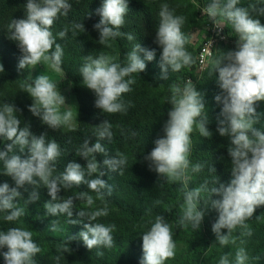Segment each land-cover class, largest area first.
Masks as SVG:
<instances>
[{
    "label": "clouds",
    "instance_id": "clouds-1",
    "mask_svg": "<svg viewBox=\"0 0 264 264\" xmlns=\"http://www.w3.org/2000/svg\"><path fill=\"white\" fill-rule=\"evenodd\" d=\"M239 3L240 0H201L202 6L198 4L202 15H207L211 22L217 21L223 25L226 43H231L230 35L228 39L225 31L227 23L236 35L235 47L212 60L210 72V75L213 71L218 74L216 83L220 92L213 97L221 106L216 133L229 140L227 155L231 162V179L227 184H218L216 179L212 187H208L205 182L189 188V173H199L204 167L201 163H191L189 159L193 130L195 128L200 137L212 136L207 127L204 96L195 86L210 62L198 72L197 77L186 81L182 87L179 84L171 86V94L167 98L170 109L162 125V135L153 141L154 147L144 157L149 162V170L154 171L159 180L181 182L182 215L177 223L182 228L190 227L193 232L198 230L205 215V206L216 211L217 218L211 225V232L215 236V243L221 247L235 244L233 233L237 229L241 230L239 237L251 236L252 231L246 221L252 218L257 207L264 205V132L255 127L261 115L256 111V102L264 101V25L253 18L246 8L239 7ZM128 4L129 0H101L100 7L95 10L99 20L93 25L100 45L111 47L110 41L122 35L128 41L135 39L132 34L120 31L125 24ZM70 10L69 0H25L24 18L11 19L5 34L20 52L16 65L18 72L28 67L34 68L42 62L56 72L63 70L64 51L61 44L57 43V37L63 39L69 31L73 35L85 31L83 23L77 22L71 29L65 28L53 34L51 28L56 19L67 16ZM258 15H264V9H260ZM158 16L159 24L153 42L160 48L159 79L168 80L170 73L179 72L193 61L186 50L187 40L181 31L185 18L175 15L167 3L161 4ZM155 54V49H146L135 43L123 64L107 53L84 56L79 68L80 84L92 91L94 105L101 113H125L130 102L126 104L122 94L131 92L133 74L143 72L146 62L152 61ZM4 71V65L0 63V74ZM23 87L32 100L27 110L43 125L56 129L68 125L73 119L77 121L76 106L75 113L60 111L66 104L65 97L48 76L40 74L32 77ZM19 111L12 103L0 104V139L7 141L0 149V164L3 165L0 175H6L13 181L11 187L8 182L0 183V219L18 221L25 215V208L17 204L18 198L22 196L19 189L27 191L26 185L33 186L25 201L28 205L40 199L36 187L43 185L50 198L44 202L46 216L64 215L69 224H80L81 218L88 221L83 223L75 236L65 238L66 243L59 246L61 254L70 253V241L79 239L88 250L95 248L96 255L102 256L103 252L99 249L112 248L114 245L112 233L115 225L94 222L109 212L106 197L111 195V186L101 177L106 174L104 169L116 172L127 163L124 154L119 152L97 161V154L107 156L100 141H111V124L103 120L96 125L95 142L90 146L86 139L76 150V155L85 161L84 166L69 162L62 172L56 174L55 162L61 156L58 143L55 140L46 142L44 132L39 136L33 134L28 122L21 126V119L17 115ZM211 170L215 172L212 167ZM93 174L95 178L89 179ZM81 184L86 185L95 197L86 191L66 199L58 195L61 190ZM213 196L218 198L212 199ZM76 200L83 201L85 207L76 210V219H70ZM96 200L101 201L103 207L87 210L92 209ZM47 230L56 233L61 229L52 220ZM139 237L142 256L138 264H165L166 260L174 257V232L164 216L156 215ZM40 251L32 230L26 227L0 230L2 264H36L35 257ZM248 260L245 248L238 247L233 258L230 259L228 254L221 255L218 264H248Z\"/></svg>",
    "mask_w": 264,
    "mask_h": 264
},
{
    "label": "trees",
    "instance_id": "trees-1",
    "mask_svg": "<svg viewBox=\"0 0 264 264\" xmlns=\"http://www.w3.org/2000/svg\"><path fill=\"white\" fill-rule=\"evenodd\" d=\"M101 0H69L71 10L67 16H60L52 25V32L55 35L59 31L81 22L85 31L73 35L71 31L63 39L57 37L63 51L62 68L66 74V80L58 83V89L70 84L72 92L78 102V114L75 127L66 129L61 125L52 129L43 125L42 122L31 115L27 106L32 103L31 98L23 87L30 80L21 76L16 65L20 52L15 43L6 38L7 25L11 19L24 18L25 0H0V63L4 65V73L0 74V104H13L19 113L21 126L25 122L30 124V131L39 136L44 132L46 142L55 140L60 149L61 156L57 158L56 174L64 170L69 162L85 165V161L76 155V150L84 140H89V145L95 142L96 125L103 120L111 124L112 139L101 140L100 143L106 149V154H97V161L114 156L117 152L124 154L127 163L122 170L116 172L104 169L105 175L101 177L111 186V195L106 197L108 215L99 217L96 221L106 225H115L112 233L114 245L112 248L99 249L102 256H97V249L88 250L79 239L70 241V253L61 254L59 246L66 243L67 236H75L88 221L81 218L80 224H69L68 218L64 215L57 217L46 216L44 202L50 198L47 190L40 185L36 187L40 199L26 204L28 192L33 186L26 185L27 191L19 189L22 196L18 198L17 204L25 208V215L15 222H6L0 219V230L6 231L11 227H26L33 232L34 241L40 246L41 251L35 257L36 264H138L142 256L141 240L139 234L146 231L149 222L156 215L164 216L172 226L174 241L176 244L175 255L165 261V264H218L221 255L228 254L230 259L234 257L238 247H244L249 260L248 264H264V205L257 207L251 219L246 224L252 231L249 237H239L240 229L233 233L236 238L235 244L221 247L215 243V236L211 232V225L217 218L214 209L205 206V215L198 230L192 231L190 227L182 228L178 223L182 215L180 204L183 202V191L181 182H169L166 179H158L154 171L149 170V162L144 159L148 152L154 147L153 141L162 135V125L167 119V111L170 105L167 98L170 96L171 86L179 84L181 87L190 78L197 77L198 53L201 49L200 42L203 36L211 37L213 22L201 14V0H129L128 13L125 17V24L121 27L122 33H130L135 39L128 41L126 36L110 41L111 47L100 45L98 33L93 25L98 22L99 16L95 10L100 7ZM162 3H167L175 15L185 18L181 31L186 37V50L192 57V63L182 68L179 72L170 73L168 80H161L159 57L160 48L153 42L155 29L159 24L158 12ZM198 4L200 6H198ZM239 7L246 8L253 18H257L264 25V15H258L260 9H264V0H240ZM203 24L207 26L203 28ZM205 29V30H204ZM231 43L220 42L215 46V55L203 77L196 82L197 89L203 94L208 124L212 132L210 138L201 137L192 143L191 163L204 165L201 172L189 173V188L198 187L207 182L208 187L213 186V181L227 184L231 179V162L227 155V148L230 147L227 137H220L216 133L217 121L220 119V105L213 97L220 92L217 86V73L212 72V60L218 58L222 52L235 47L236 35L231 25L227 23L225 29ZM199 34V44L192 43V35ZM139 43L146 49H155V57L152 61L146 62L143 72L133 74L134 83L130 85L131 92L122 94V100L127 104L130 102L125 113H101L95 107V97L91 90L80 84L79 68L83 64L82 57L87 55L96 56L100 53H107L116 57L117 62L126 63V55L133 44ZM142 56V53H141ZM256 111L260 113V120L255 125L257 129L264 132V101L256 102ZM7 141L0 139V149H3ZM135 162V163H134ZM215 169V172L211 170ZM3 165L0 164V172ZM95 178V174L89 179ZM8 182L13 186V181L6 175H0V183ZM80 191L89 192L95 197L86 185L61 190L58 195L61 199L75 196ZM218 197L213 196L212 199ZM73 217L76 219V210L85 207L81 200L74 201ZM103 207L101 201L96 200L92 209ZM52 220H55L62 234L50 233L47 228ZM225 230H222V232ZM59 257V260H57ZM2 264V258H0Z\"/></svg>",
    "mask_w": 264,
    "mask_h": 264
},
{
    "label": "rangeland",
    "instance_id": "rangeland-1",
    "mask_svg": "<svg viewBox=\"0 0 264 264\" xmlns=\"http://www.w3.org/2000/svg\"><path fill=\"white\" fill-rule=\"evenodd\" d=\"M207 25L203 24V28L206 27ZM205 30V29H204ZM200 39H199V34L194 33L192 35V43L194 44H199ZM232 42V41H231ZM14 43V42H13ZM46 75L49 77L50 80H52L54 83L58 84L61 82H64L66 80V74L62 70L61 72H56L53 70L47 63H40L37 64L36 66L33 67H28L24 71H22L21 76L25 77L26 79L30 80L35 78L37 75ZM61 94L65 97V102L66 104L63 105L60 109L61 112L65 111H72L75 113V106L77 108V113H78V102L76 100L75 95L72 92V87L70 84L66 85L65 87L59 89ZM206 115H209V111H206ZM76 120L73 119L68 125H65L66 129H70L75 127ZM201 137L199 136L198 132L195 131V128L193 130L191 139L192 143L198 141ZM64 231L61 229L59 232H56V234H62Z\"/></svg>",
    "mask_w": 264,
    "mask_h": 264
},
{
    "label": "built area",
    "instance_id": "built-area-1",
    "mask_svg": "<svg viewBox=\"0 0 264 264\" xmlns=\"http://www.w3.org/2000/svg\"><path fill=\"white\" fill-rule=\"evenodd\" d=\"M213 24L214 26L211 29L213 35L211 37H207V34L204 35V39L201 44L202 46L198 53V72H201L208 66L215 53V46L219 42L220 44L223 42H227V36L224 33L223 25L217 21L213 22ZM207 30H209L208 25ZM190 80H192V78H190Z\"/></svg>",
    "mask_w": 264,
    "mask_h": 264
}]
</instances>
